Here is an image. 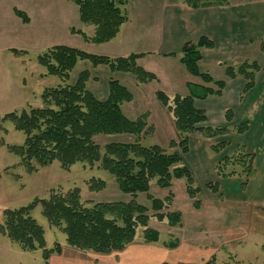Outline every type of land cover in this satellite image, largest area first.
I'll use <instances>...</instances> for the list:
<instances>
[{"label": "rangeland", "instance_id": "rangeland-1", "mask_svg": "<svg viewBox=\"0 0 264 264\" xmlns=\"http://www.w3.org/2000/svg\"><path fill=\"white\" fill-rule=\"evenodd\" d=\"M182 1L128 0L124 11L131 20V28L126 30L130 34H124V41L117 40L116 43L123 44L126 50L143 51L145 57L139 64L147 66L151 61L155 67L148 68L157 72V12L165 3L180 5ZM257 1L262 3L264 0ZM93 34L94 26L80 21L73 0H0V225L6 209L26 206L35 198H48L51 193L64 194L76 187L88 207L97 202L134 198L147 207L150 218L146 227L136 228L133 240L123 249L98 253L69 246L65 234L48 223L37 205L31 211V217L43 228L45 247L51 250L48 264H207L210 260L214 264H264V204L233 200L225 194L218 196L216 190L210 191L216 195L212 196L204 187L200 195L191 198L185 178H173L169 188H162L155 177L150 180L148 191L132 197L121 192L114 177L96 164L90 166L78 162L65 170L56 160L48 166L32 162L34 169L29 172L19 156L9 150L11 145H21L25 136L15 130L10 121L4 120V115L44 107L42 95L45 90L71 86L86 70L89 73L82 82L83 89L98 99H104L107 80L118 79L133 95L130 101L121 105L127 115H137L148 108L154 118L161 120L159 113L166 109L156 99L155 92L159 86L166 89L165 83L159 85L157 79L140 83L131 73L111 71L101 64L94 66L87 60H79L66 78L49 72V65L41 60L56 45L72 46L90 54L105 51V46L101 45L106 42L97 44L83 37L90 38ZM160 61H163V69L158 72L161 76L169 69L164 60ZM51 65L57 66V63L50 61ZM201 69L205 70V67ZM212 74L217 80V71ZM176 133L168 119L167 129L158 127L154 133L140 138V142L144 146L157 144L171 152L174 148L169 149L168 144ZM93 140L103 147L108 142H132L134 136L98 134ZM197 158L210 165L217 155L204 148ZM187 163L184 157L182 164ZM202 176L205 174L199 173V177ZM98 180L104 181V187L91 190L94 181L98 183ZM169 193L171 196L167 201L165 197ZM157 198L164 199L165 207L160 213L179 211L181 221L178 224L171 226L166 217L157 218V210L151 206L152 199ZM194 201L199 203L198 207L193 206ZM147 228L159 233L157 240L146 239ZM57 243L59 250L55 249ZM43 263L41 249L23 250L0 231V264Z\"/></svg>", "mask_w": 264, "mask_h": 264}, {"label": "trees", "instance_id": "trees-1", "mask_svg": "<svg viewBox=\"0 0 264 264\" xmlns=\"http://www.w3.org/2000/svg\"><path fill=\"white\" fill-rule=\"evenodd\" d=\"M78 7L79 19L84 24L94 26V34L84 37L93 43H103L113 39L120 26L126 21L124 6L128 0H73ZM227 0H185L194 9L210 5H223ZM212 46V40L201 37L196 42H186L181 48L179 61L187 71L199 77L205 84H213L215 88L205 85L187 83L188 94L170 97L162 90H156V99L165 106L173 118L176 139H171L167 152L157 144L144 146L140 138L154 133V126L148 124V112L140 113L129 119L121 105L130 101L132 93L118 79L107 80V96L98 99L92 92L83 89L82 82L88 71L80 76L71 86L45 90L42 95L45 104L42 108L23 109L19 113L11 112L3 119L10 121L15 130L23 132L25 138L21 145H11L9 150L19 156L27 171L34 169L32 162L40 166H48L58 161L62 168L68 170L75 163L97 165L100 169L114 177L118 188L132 197L138 192L149 189L151 179L157 177V184L169 188L173 178H185L186 188L191 198H195L197 188L188 167L182 164V156L188 151L189 136L200 132L204 137L217 138L227 132L226 126L211 127L206 125L207 116L195 105V100L219 94L224 86L222 80L213 79L200 69L202 49ZM264 54V38L261 41ZM142 53H131L126 57L109 58L106 55L90 54L68 45H56L41 60L49 65V72L61 77H68L79 60H87L92 65L107 66L111 71L131 73L137 82L148 83L157 79L152 72L136 63ZM56 62L57 66H50ZM256 63H242L236 70L227 67V75H242L246 88L253 85ZM250 69V71L248 70ZM238 133L246 124H241ZM129 134L134 136L132 142H108L103 147L93 140L94 135ZM226 144L212 143L216 152ZM177 148V152L175 150ZM253 156L250 153H238L234 156H223L217 161L214 170L220 177L234 174L242 176L241 186L244 189L253 172ZM99 184V185H97ZM103 180L94 181L91 190L102 189ZM211 190H217L216 184H209ZM217 188V189H216ZM171 193L165 197L167 201ZM40 205L42 215L51 226L59 228L66 236L71 247L107 253L121 250L130 243L139 226L146 227L149 215L145 205L131 198L128 201L97 202L86 206L80 196L79 188L64 194L51 193L48 198H35L26 206L6 209L3 212V223L0 231L21 249L31 251L42 250L43 264L51 253L45 247L43 228L31 217V211ZM199 203H193L198 207ZM152 208L157 210V218H167L168 224L175 226L181 221L179 211L161 212L165 207L164 199H152ZM167 214V215H166ZM159 233L147 228V240H157ZM60 246L56 244L55 249ZM207 264H214L212 260Z\"/></svg>", "mask_w": 264, "mask_h": 264}, {"label": "crops", "instance_id": "crops-1", "mask_svg": "<svg viewBox=\"0 0 264 264\" xmlns=\"http://www.w3.org/2000/svg\"><path fill=\"white\" fill-rule=\"evenodd\" d=\"M180 3L182 4L165 3L160 12H157V33L159 35L157 37V72L151 70L155 67L151 61L147 63V66L139 64L145 57L142 55L143 51L126 50L123 44L116 43L117 40L124 41L122 39L124 34H130L126 32L132 26L128 12L127 19L120 26L116 36L101 45L105 46L103 49L105 51L97 53L108 57L142 53L137 59V64L154 73L158 84L167 85L166 89L159 86V90L164 91L170 97L176 94L185 96L188 94L187 83L213 88L215 86L212 83L205 84L199 77L187 71L179 61L181 48L184 43L196 42L203 36L212 40L211 47L202 49L199 66L200 69L202 66L205 67V70H201L210 74L213 79L216 78L212 73L217 71V80H222L224 86L219 94L195 100V105L205 112L206 125L226 126L227 132L214 138L217 140L204 137L200 132H194L189 136V148L182 159L187 158L188 163L185 165L197 187L195 196L200 195L202 187L207 194L216 196L210 192L212 190L209 188V184H216L218 189L216 188L215 192L218 196L225 194L233 200L262 205L264 204V54L261 50V41L264 38V1L259 3L257 0H239L231 3L227 0L223 5H210L197 9L184 4L185 0ZM161 59L164 60L169 70L163 71L166 73L160 76L158 72L163 69ZM242 63H256L258 67L254 71L253 85L246 89L247 81L242 75L235 74L230 77L226 72L227 67L236 70ZM163 107L166 110L160 111V121L154 118L150 109L144 110L148 112V121L154 126V131L158 127L167 129L168 119L174 125L172 115L165 106ZM139 114L127 115L125 113L129 119H134ZM241 124H246V127L238 133ZM171 139H176V134ZM215 141L226 144L216 152L211 148ZM204 148H209L217 155L210 165H207L203 159L197 158ZM241 152L250 153L253 156V172L244 189L241 186V175L220 177L215 174L214 170L221 157L234 156ZM209 169L212 171L211 174H209ZM202 172L205 176L200 178L199 173L202 175Z\"/></svg>", "mask_w": 264, "mask_h": 264}]
</instances>
